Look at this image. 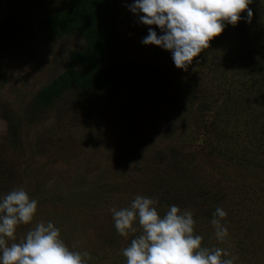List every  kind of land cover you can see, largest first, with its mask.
<instances>
[{"label":"rangeland","instance_id":"obj_1","mask_svg":"<svg viewBox=\"0 0 264 264\" xmlns=\"http://www.w3.org/2000/svg\"><path fill=\"white\" fill-rule=\"evenodd\" d=\"M65 1L0 0V195L23 188L38 202L8 244L51 221L70 249L88 253L85 264H126L122 249L142 229L134 223L121 236L110 210L141 195L160 215L170 205L191 211L193 235L233 264H264V0L186 70L142 44L155 26L130 12L132 0H115L112 55L155 81L120 91L76 85L44 101L41 91L86 47L43 25ZM216 207L226 212L223 241L211 224Z\"/></svg>","mask_w":264,"mask_h":264},{"label":"clouds","instance_id":"obj_2","mask_svg":"<svg viewBox=\"0 0 264 264\" xmlns=\"http://www.w3.org/2000/svg\"><path fill=\"white\" fill-rule=\"evenodd\" d=\"M252 0H132L126 7L148 27L141 40L171 54L175 67L186 70L209 42L227 25L235 26L246 11L253 16ZM156 29H159V33ZM156 200L137 195L129 206L111 209L116 231L121 236L135 232L138 223L142 232L122 249L126 264H233L226 249L202 246V237L193 235L194 219L189 210L170 205L158 214ZM37 200L23 188H14L0 195V264H85V251L70 249L61 239L60 230L49 221L37 222L18 242L17 225L29 224L37 212ZM226 212L216 207L211 224L215 236L223 241L228 236L221 224ZM219 218V219H218Z\"/></svg>","mask_w":264,"mask_h":264},{"label":"trees","instance_id":"obj_3","mask_svg":"<svg viewBox=\"0 0 264 264\" xmlns=\"http://www.w3.org/2000/svg\"><path fill=\"white\" fill-rule=\"evenodd\" d=\"M114 12L115 0H66L58 12L45 17V28L80 35L86 41V47L72 53L74 67L41 91L44 101H50L76 85L120 91L141 81H155L149 68H133L112 55L115 38L110 26Z\"/></svg>","mask_w":264,"mask_h":264}]
</instances>
